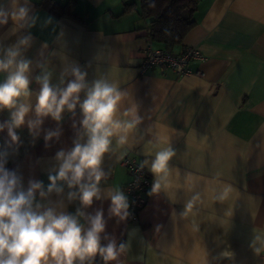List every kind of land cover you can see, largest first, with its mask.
Masks as SVG:
<instances>
[{
  "label": "crops",
  "instance_id": "crops-1",
  "mask_svg": "<svg viewBox=\"0 0 264 264\" xmlns=\"http://www.w3.org/2000/svg\"><path fill=\"white\" fill-rule=\"evenodd\" d=\"M73 1L76 17L56 15L31 0L39 17L34 27L10 34L11 20L0 26V45L5 48L28 32L32 36L23 53L32 61V110L26 121L36 118V77L46 70L53 86L64 87L74 78L71 67L78 65L89 84L103 78L127 93L120 113L135 105L141 123L125 145L112 138L101 164L106 175L100 200L89 207L78 199L69 201L68 192L75 189L65 184L59 194L37 193L42 210L75 214L80 209L85 226L87 216L102 210V235L126 246L116 264H264V253L258 256L250 247L254 230L264 233V0H197L194 25L171 49L177 54L190 46L203 55L189 62L191 72L185 75L158 67L139 71L149 40V19L141 15L139 0ZM130 3L134 5L124 12ZM48 17L52 23L44 26ZM151 46L161 48L154 41ZM5 77L0 73V81ZM80 96L83 100L85 93ZM82 118L79 106L65 110L59 122L44 117L35 136L26 123L16 130L17 143H11L7 129L0 132V151L9 153L6 168L22 177L25 189L34 179L46 190L48 175L58 169L56 153L71 150L77 139L86 142ZM9 119L10 112L0 110V123ZM48 131L59 135L46 141ZM169 146L176 152L170 172L159 190L151 188L138 222L112 216L106 194L115 188L124 192L129 179L121 156L131 149L141 163L147 160L145 168L154 183L151 161ZM229 185L228 199L214 200ZM197 193L200 199L186 209ZM225 251L232 255L222 256Z\"/></svg>",
  "mask_w": 264,
  "mask_h": 264
},
{
  "label": "clouds",
  "instance_id": "clouds-1",
  "mask_svg": "<svg viewBox=\"0 0 264 264\" xmlns=\"http://www.w3.org/2000/svg\"><path fill=\"white\" fill-rule=\"evenodd\" d=\"M38 19L33 13L31 0L0 2V26L11 20L10 34L34 27ZM51 23L52 18L48 17L44 26ZM31 40L28 32L11 46L5 48L0 45V73H6L5 79L0 81V110L10 112V119L0 123V132L7 129L11 143H17L19 136L16 130L26 123L35 136V130L43 123L44 117L59 122L65 110L72 112L79 106L83 116L80 125L87 139L84 143L77 139L71 150L56 153L58 169L48 175L46 190L42 181L34 179L29 180L25 189L22 177L15 170L6 168L8 151H0V264H85L86 261L91 264L97 255L105 264H116L126 246L124 243L117 245L114 238L102 235L106 228L102 210L87 216L85 226L80 222V218L85 216L80 209L75 214L58 213L51 207L42 210L36 197L37 193L40 197L53 192L62 193L66 184L69 189H75L68 192L69 201L78 199L83 207H89L94 199L100 200V184L106 175L101 164L104 155L111 150L112 138H117V145H125L129 135L141 123V118L135 105L120 113L119 105L127 93L103 78L89 84L87 73L77 65L71 67L70 73L74 78L64 87L53 86L51 73L46 70L36 77L40 84L34 108L36 118L26 121L32 110L29 103L32 61L23 53ZM82 92L85 93L83 100ZM58 135L55 131H48L45 140ZM175 155L170 146L155 153L149 169L155 178L153 192L161 188V180L169 174V162ZM148 163L145 160L140 167L144 168ZM231 191L230 185L225 186L214 200L224 202ZM106 198L111 202L109 212L112 216L122 221L130 215L128 197L119 188L109 190ZM199 199L200 194L197 193L188 201L186 209L191 210ZM102 240L108 242L102 243ZM250 247L258 256L264 253V233L254 230ZM231 255L227 251L222 253L224 257Z\"/></svg>",
  "mask_w": 264,
  "mask_h": 264
},
{
  "label": "trees",
  "instance_id": "trees-1",
  "mask_svg": "<svg viewBox=\"0 0 264 264\" xmlns=\"http://www.w3.org/2000/svg\"><path fill=\"white\" fill-rule=\"evenodd\" d=\"M196 2L197 0H139L141 15L149 19L148 38L168 50L180 44L194 25L192 16ZM74 4L73 0L64 3L39 0L37 6L56 15L76 17L73 12ZM133 5V3L126 4L124 12ZM97 262H104L103 258H92L91 263Z\"/></svg>",
  "mask_w": 264,
  "mask_h": 264
},
{
  "label": "built area",
  "instance_id": "built-area-1",
  "mask_svg": "<svg viewBox=\"0 0 264 264\" xmlns=\"http://www.w3.org/2000/svg\"><path fill=\"white\" fill-rule=\"evenodd\" d=\"M151 41L150 39L148 40L143 58L139 64V71L141 73L150 68L158 67L160 70L169 68L176 74L185 75L191 72L188 68L190 61L203 58L201 52L195 47H184L180 53L175 54L165 48L152 47ZM141 164L131 149L120 160V165L129 176L124 189L130 204V215L126 218L128 222H138L139 214L144 208L153 186L151 175L145 167H140Z\"/></svg>",
  "mask_w": 264,
  "mask_h": 264
}]
</instances>
